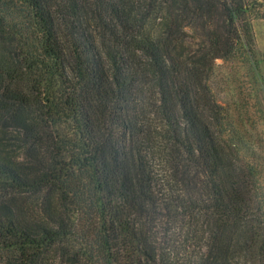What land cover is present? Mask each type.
Returning a JSON list of instances; mask_svg holds the SVG:
<instances>
[{"label": "trees", "instance_id": "1", "mask_svg": "<svg viewBox=\"0 0 264 264\" xmlns=\"http://www.w3.org/2000/svg\"><path fill=\"white\" fill-rule=\"evenodd\" d=\"M0 0V264H264V162L209 84L264 0Z\"/></svg>", "mask_w": 264, "mask_h": 264}, {"label": "rangeland", "instance_id": "2", "mask_svg": "<svg viewBox=\"0 0 264 264\" xmlns=\"http://www.w3.org/2000/svg\"><path fill=\"white\" fill-rule=\"evenodd\" d=\"M254 1L259 5L262 2ZM256 12L254 8L249 13L253 54L216 60L209 84L237 135L257 149L264 162V19ZM262 179L264 185V176Z\"/></svg>", "mask_w": 264, "mask_h": 264}]
</instances>
